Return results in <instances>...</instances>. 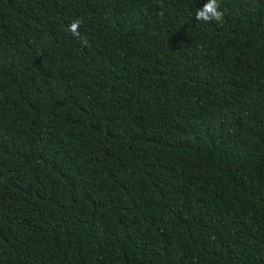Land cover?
Here are the masks:
<instances>
[{"label":"trees","instance_id":"1","mask_svg":"<svg viewBox=\"0 0 264 264\" xmlns=\"http://www.w3.org/2000/svg\"><path fill=\"white\" fill-rule=\"evenodd\" d=\"M205 3L0 0V264H264V0Z\"/></svg>","mask_w":264,"mask_h":264},{"label":"clouds","instance_id":"2","mask_svg":"<svg viewBox=\"0 0 264 264\" xmlns=\"http://www.w3.org/2000/svg\"><path fill=\"white\" fill-rule=\"evenodd\" d=\"M223 17L224 12L221 10L220 0H207V3H205L203 7L199 8L196 12V19L205 23H210L213 21L221 22ZM82 23V20H74L70 24L68 31H70L73 36L77 37L81 41L82 46L87 47L89 46V40L80 32Z\"/></svg>","mask_w":264,"mask_h":264}]
</instances>
